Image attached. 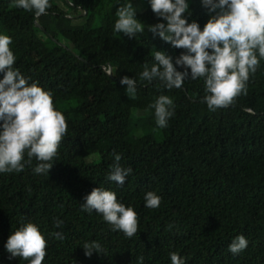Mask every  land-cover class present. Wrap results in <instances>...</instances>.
<instances>
[{"label": "trees", "instance_id": "1", "mask_svg": "<svg viewBox=\"0 0 264 264\" xmlns=\"http://www.w3.org/2000/svg\"><path fill=\"white\" fill-rule=\"evenodd\" d=\"M126 2L146 27L136 37L114 31L116 11ZM187 2L184 18L203 30L212 14L202 0ZM50 4L37 18L14 0H0V34L12 39L14 68L52 93L68 126L48 175L35 174L38 161L29 163L27 154L22 172L0 173V264H29L5 247L28 222L47 240L42 264H141V257L142 264H171L173 252L184 264H264V60L246 94L210 111L202 78L189 77L179 89L140 80L156 50L174 63L185 52L147 28L166 23L150 0ZM124 76L136 79L135 98L120 83ZM160 95L174 102L166 128L157 127L151 107ZM114 154L133 170L124 185L106 179ZM98 187L137 212L136 235L128 238L100 214L82 210ZM148 191L161 197L158 209L145 207ZM239 235L248 247L234 255L228 248ZM92 241L103 253L88 257L83 245Z\"/></svg>", "mask_w": 264, "mask_h": 264}, {"label": "clouds", "instance_id": "2", "mask_svg": "<svg viewBox=\"0 0 264 264\" xmlns=\"http://www.w3.org/2000/svg\"><path fill=\"white\" fill-rule=\"evenodd\" d=\"M212 14L201 30L193 21L188 23L184 14L189 11L187 0H150L152 11L166 23L147 25V28L173 48L185 52L173 62L162 51L154 53V63H144L140 80L160 81L167 89L182 87L184 81L202 78L206 95L203 101L210 111L227 108L236 98L247 92V83L264 60V0H202ZM14 7L33 12L35 17L47 14L50 0H14ZM114 31L128 37H136L145 31V24L136 18L132 2L121 5ZM10 36L0 34V173L22 172L25 154L28 162L38 161L33 169L37 175H48L53 167L51 161L57 156L59 145L67 134L65 116L55 109L52 93L38 83H29L18 69L14 68L16 57L10 48ZM177 65L185 71L177 70ZM190 69V73L188 71ZM120 83L126 85V93L135 98L137 81L124 76ZM154 108L156 125L166 128L174 115V102L168 95H160L151 105ZM121 155L114 154V163L106 179L124 185L133 171L120 164ZM145 207L158 209L161 197L153 191L144 195ZM83 211H95L113 231L124 233L128 238L137 234L139 218L132 208L120 203L114 191L95 188L85 197ZM56 222V227L62 225ZM171 228V225L169 226ZM60 239V233H54ZM11 257H19L29 264H42L47 255V240L32 222L13 232L5 245ZM248 247L243 235L237 236L228 251L234 255ZM85 255L103 253L102 246L92 241L83 245ZM171 264H184L180 256L170 254ZM142 264V257L140 258Z\"/></svg>", "mask_w": 264, "mask_h": 264}]
</instances>
